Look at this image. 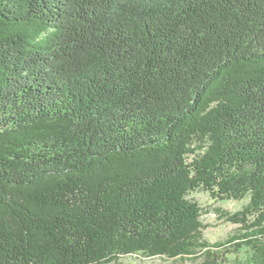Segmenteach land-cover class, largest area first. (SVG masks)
Masks as SVG:
<instances>
[{"label": "trees", "instance_id": "obj_1", "mask_svg": "<svg viewBox=\"0 0 264 264\" xmlns=\"http://www.w3.org/2000/svg\"><path fill=\"white\" fill-rule=\"evenodd\" d=\"M198 190L264 264V0H0V264H227Z\"/></svg>", "mask_w": 264, "mask_h": 264}, {"label": "rangeland", "instance_id": "obj_2", "mask_svg": "<svg viewBox=\"0 0 264 264\" xmlns=\"http://www.w3.org/2000/svg\"><path fill=\"white\" fill-rule=\"evenodd\" d=\"M190 198L196 201L203 209L202 221L205 226L203 230L205 240L211 244L222 243V247L217 249V253L222 261L227 264H235L244 261L250 254L247 249L236 247L237 241H230L232 237L241 233L238 224L228 222L225 218L228 214H235L243 210L249 203V197L243 200H221L214 199L209 193L198 190L192 192ZM120 264H204V260H173L168 258H146L141 255L123 256L119 259Z\"/></svg>", "mask_w": 264, "mask_h": 264}]
</instances>
